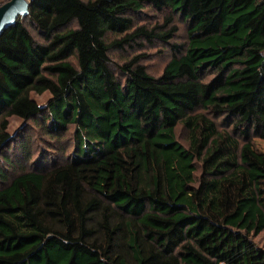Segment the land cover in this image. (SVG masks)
<instances>
[{
  "label": "trees",
  "instance_id": "obj_1",
  "mask_svg": "<svg viewBox=\"0 0 264 264\" xmlns=\"http://www.w3.org/2000/svg\"><path fill=\"white\" fill-rule=\"evenodd\" d=\"M146 7L188 41L119 77L110 48L178 32L135 27ZM11 117L72 125L73 150L9 177ZM263 129L264 0H30L0 33V264H264Z\"/></svg>",
  "mask_w": 264,
  "mask_h": 264
},
{
  "label": "rangeland",
  "instance_id": "obj_2",
  "mask_svg": "<svg viewBox=\"0 0 264 264\" xmlns=\"http://www.w3.org/2000/svg\"><path fill=\"white\" fill-rule=\"evenodd\" d=\"M8 1L10 0H0V6ZM171 15L174 17L173 23L178 26V32L168 42L159 39L147 41L144 38H139L136 42L123 48H110L109 58L112 69L117 76L121 77L118 67L135 56H142L140 63L146 66L149 74L159 76L165 65L175 54H182V48L181 51H176L174 45H185L187 43L189 25L180 16L168 10L158 11L154 8L146 7L143 11L133 16L134 26L146 25L150 29L158 26L157 32L164 31L170 28V26L164 27L163 25ZM35 36L38 38L36 33ZM115 38H117L116 35L108 34L106 39L107 42H111ZM208 77H211V75H208ZM32 97L40 105L44 106L50 99L51 94L49 92L43 94L33 93ZM211 117L219 125L224 124L222 116L212 115ZM41 121L38 117L34 122L18 117L10 118L8 131L13 135L15 134V136L9 147V156L12 159L11 165H5L8 168L9 177L13 175V171L19 172L23 168L48 169L51 165L63 161L66 154L73 150L72 125H70L67 133L56 135L48 133L42 123L43 121ZM176 133L178 139L185 143L188 137L187 130L182 125H179ZM254 144L258 150L264 151V129L261 135L254 137ZM254 242L258 246L264 247V232L254 237Z\"/></svg>",
  "mask_w": 264,
  "mask_h": 264
},
{
  "label": "water",
  "instance_id": "obj_3",
  "mask_svg": "<svg viewBox=\"0 0 264 264\" xmlns=\"http://www.w3.org/2000/svg\"><path fill=\"white\" fill-rule=\"evenodd\" d=\"M30 0H10L0 6V33L14 25L17 19L27 16Z\"/></svg>",
  "mask_w": 264,
  "mask_h": 264
}]
</instances>
